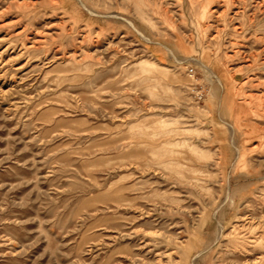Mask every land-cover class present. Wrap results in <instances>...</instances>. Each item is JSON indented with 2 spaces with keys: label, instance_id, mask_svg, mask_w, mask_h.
I'll return each instance as SVG.
<instances>
[{
  "label": "rangeland",
  "instance_id": "1",
  "mask_svg": "<svg viewBox=\"0 0 264 264\" xmlns=\"http://www.w3.org/2000/svg\"><path fill=\"white\" fill-rule=\"evenodd\" d=\"M0 264H264V0H0Z\"/></svg>",
  "mask_w": 264,
  "mask_h": 264
},
{
  "label": "bare ground",
  "instance_id": "2",
  "mask_svg": "<svg viewBox=\"0 0 264 264\" xmlns=\"http://www.w3.org/2000/svg\"><path fill=\"white\" fill-rule=\"evenodd\" d=\"M143 61V60H142ZM142 61H139V66L141 67V69L142 70H144V71H149V70H151L152 69V67H154L155 65H153V66H151V65H145V64H143L142 63ZM149 64V63H148ZM151 64H153V63H151ZM155 64V63H154ZM156 67V66H155ZM136 68V67H135ZM136 69H138V68H136ZM154 69V68H153ZM165 70V69H164ZM140 71V70H139ZM160 71V70H159ZM162 71H163V69H162ZM145 73V72H144ZM149 74H150V72H148ZM153 73V72H152ZM159 74V73H158ZM164 74V73H163ZM158 78V77H157ZM140 126V125H139ZM138 127V126H137Z\"/></svg>",
  "mask_w": 264,
  "mask_h": 264
},
{
  "label": "built area",
  "instance_id": "3",
  "mask_svg": "<svg viewBox=\"0 0 264 264\" xmlns=\"http://www.w3.org/2000/svg\"><path fill=\"white\" fill-rule=\"evenodd\" d=\"M204 95H205V91H204V89H199V90H197L196 96H197V98H198L199 100H201V99L204 97Z\"/></svg>",
  "mask_w": 264,
  "mask_h": 264
}]
</instances>
